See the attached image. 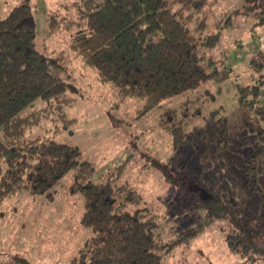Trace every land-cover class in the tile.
I'll list each match as a JSON object with an SVG mask.
<instances>
[{"label":"trees","instance_id":"trees-1","mask_svg":"<svg viewBox=\"0 0 264 264\" xmlns=\"http://www.w3.org/2000/svg\"><path fill=\"white\" fill-rule=\"evenodd\" d=\"M209 5V0H64L47 17V36L69 32V50L110 86L115 103L139 98L147 111L218 75L221 30L233 18L214 20ZM245 7L253 24L264 26V0H246ZM36 26L29 0L0 18V208L27 194L53 199L60 180L71 173L69 189L83 197L80 223L89 236L67 264H165V255L202 231L200 217L187 231H165L166 220L142 205L141 195L119 180L118 169L96 179L95 163L77 147L27 137L42 115L71 122L64 108L74 100L66 79L69 61L38 50ZM262 83L259 78L240 86L238 101L264 120ZM36 99L45 106L22 114ZM191 102L164 107L160 114L159 124L175 147L189 140L187 126L199 115L201 106L192 112ZM208 202L231 218L226 236L231 251L264 253L263 199L241 211L217 195Z\"/></svg>","mask_w":264,"mask_h":264},{"label":"rangeland","instance_id":"rangeland-1","mask_svg":"<svg viewBox=\"0 0 264 264\" xmlns=\"http://www.w3.org/2000/svg\"><path fill=\"white\" fill-rule=\"evenodd\" d=\"M21 1L0 0V18ZM29 1L37 48L69 61L66 79L74 100L64 108L71 122L42 115L27 137L42 135L77 147L95 163L96 179L118 169L119 180L141 195L142 205L166 220L165 231H187L200 217L202 231L165 255V264H264V253L230 250L226 236L231 218L206 203L217 195L241 211L264 200V120L238 101L240 86L264 79V26L247 17L246 0H209L214 20L233 18L221 30L215 79L147 111L139 98L115 103L110 86L69 50V32L60 29L47 36V17L64 0ZM187 99L193 101L190 110L201 106L200 112L187 126L189 140L175 147L159 118L164 107ZM259 100H264V83ZM42 106L45 102L36 99L22 114ZM72 179L67 173L60 180L53 199L27 194L1 206L0 264H67L77 253L89 232L80 223L83 197L69 189Z\"/></svg>","mask_w":264,"mask_h":264}]
</instances>
